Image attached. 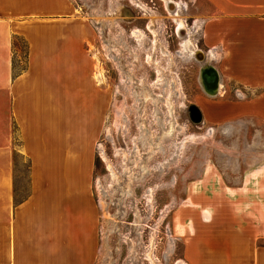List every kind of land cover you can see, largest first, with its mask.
Wrapping results in <instances>:
<instances>
[{"label": "crops", "instance_id": "obj_1", "mask_svg": "<svg viewBox=\"0 0 264 264\" xmlns=\"http://www.w3.org/2000/svg\"><path fill=\"white\" fill-rule=\"evenodd\" d=\"M207 1L215 14L202 22L200 41L214 54L224 97L204 114L264 121V0ZM74 9L71 0H0V264L97 258L92 153L73 145L72 116L78 130H91L82 115H100L104 94L94 77L93 29ZM16 155L27 162L25 193ZM211 194L180 211L183 223L190 215L184 264H264V160L237 186L224 183Z\"/></svg>", "mask_w": 264, "mask_h": 264}, {"label": "rangeland", "instance_id": "obj_2", "mask_svg": "<svg viewBox=\"0 0 264 264\" xmlns=\"http://www.w3.org/2000/svg\"><path fill=\"white\" fill-rule=\"evenodd\" d=\"M71 1L93 29L94 77L104 94L94 121L82 115L91 130H78L72 116L73 145L81 144L84 156L86 148L92 153L88 193L99 219L94 264H184L181 237L190 215L180 222L182 209L207 203L211 189L224 183L237 186L264 160V121H212L204 114L224 97L219 77L221 94L209 95L200 82L207 62L219 76L213 52L200 41L202 22L215 14L207 0H174L171 10L165 0ZM15 161L25 193L27 162L18 155ZM216 198L223 201L222 193Z\"/></svg>", "mask_w": 264, "mask_h": 264}, {"label": "bare ground", "instance_id": "obj_3", "mask_svg": "<svg viewBox=\"0 0 264 264\" xmlns=\"http://www.w3.org/2000/svg\"><path fill=\"white\" fill-rule=\"evenodd\" d=\"M165 5L168 7V9L171 10V8L176 5V2L174 0H165ZM178 21V28L177 31L180 34V31H183L185 29V25L182 21V19H177ZM186 47L192 51L194 54L197 55V57H201L203 55V52L199 50L198 46H195L190 43L189 40L186 41L185 43ZM211 53V52H209ZM212 56V54H211ZM205 71H209L211 74H206ZM219 76H217L216 72L214 69L210 66L209 62H207L201 71V76H200V82L204 88V90L209 94V95H216V94H221L222 91V85L218 81ZM178 264H183V262L180 260Z\"/></svg>", "mask_w": 264, "mask_h": 264}, {"label": "water", "instance_id": "obj_4", "mask_svg": "<svg viewBox=\"0 0 264 264\" xmlns=\"http://www.w3.org/2000/svg\"><path fill=\"white\" fill-rule=\"evenodd\" d=\"M195 114H196V116L198 115L197 113H195ZM197 119H198V116H197ZM197 119H196V120H197Z\"/></svg>", "mask_w": 264, "mask_h": 264}]
</instances>
